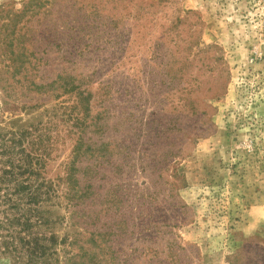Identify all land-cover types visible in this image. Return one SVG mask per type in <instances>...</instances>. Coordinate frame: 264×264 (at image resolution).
Segmentation results:
<instances>
[{
  "label": "rangeland",
  "instance_id": "obj_1",
  "mask_svg": "<svg viewBox=\"0 0 264 264\" xmlns=\"http://www.w3.org/2000/svg\"><path fill=\"white\" fill-rule=\"evenodd\" d=\"M48 7L18 24L23 65L0 41V121L48 128L51 179L89 149L78 205H46L54 264H264V0Z\"/></svg>",
  "mask_w": 264,
  "mask_h": 264
},
{
  "label": "trees",
  "instance_id": "obj_2",
  "mask_svg": "<svg viewBox=\"0 0 264 264\" xmlns=\"http://www.w3.org/2000/svg\"><path fill=\"white\" fill-rule=\"evenodd\" d=\"M53 1L28 0L21 11H8L5 16L2 15L5 9L0 8V41L2 43L3 40V44L9 49L10 58L14 56L12 62L24 64L25 53L16 52L15 46L18 47L21 39L32 29L26 28L23 34L16 37L19 22L27 15H37V8L50 12L48 4L52 6ZM152 5L153 3L149 4L150 7ZM1 19L4 21L1 22ZM64 25L62 23L58 27L64 28ZM3 56H7L6 51ZM70 91L79 96L81 101H87L88 95L76 85L72 84ZM76 108H72L73 115L76 116L75 120H80ZM1 124L0 121V261L7 258L11 264H54L59 241L55 233H46L51 223L46 205L50 201L61 199L68 201V208L78 205L77 201L84 194L78 189L77 162L89 149L83 151L85 143L81 135H78L71 152L72 159L63 163L61 175L51 179L46 172L47 162L50 160L48 146H53L45 142L50 139L46 135L48 128H7ZM77 126L83 124L78 123ZM55 144H59L58 139Z\"/></svg>",
  "mask_w": 264,
  "mask_h": 264
}]
</instances>
